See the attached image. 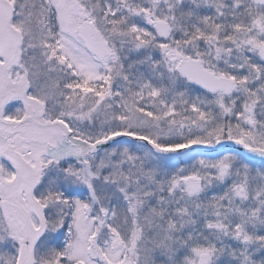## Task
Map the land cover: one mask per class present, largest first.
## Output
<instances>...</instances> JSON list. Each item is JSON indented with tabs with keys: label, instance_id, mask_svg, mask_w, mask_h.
Returning <instances> with one entry per match:
<instances>
[{
	"label": "snow or ice",
	"instance_id": "6c2138e0",
	"mask_svg": "<svg viewBox=\"0 0 264 264\" xmlns=\"http://www.w3.org/2000/svg\"><path fill=\"white\" fill-rule=\"evenodd\" d=\"M0 264H264V0H0Z\"/></svg>",
	"mask_w": 264,
	"mask_h": 264
}]
</instances>
